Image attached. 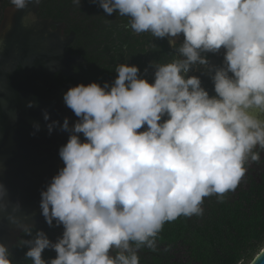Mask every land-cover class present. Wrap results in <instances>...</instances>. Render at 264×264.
Here are the masks:
<instances>
[{
  "label": "clouds",
  "instance_id": "obj_1",
  "mask_svg": "<svg viewBox=\"0 0 264 264\" xmlns=\"http://www.w3.org/2000/svg\"><path fill=\"white\" fill-rule=\"evenodd\" d=\"M10 2L15 10L40 4ZM93 2L109 16L128 17L136 34L169 38L173 46L183 34L176 49L181 58L153 63L154 83L140 78L138 66L122 63L112 85L79 84L64 94L79 120L71 129L67 118L63 123L73 133L59 150L64 167L40 203L47 224L55 221L64 232L56 243L43 231L23 241L33 264H140L139 250H155L166 222L203 216L205 197L223 202L264 151V0ZM222 49L224 66L214 71L216 95L210 96L187 73L193 65L208 66L203 53ZM58 123L48 125L50 133ZM6 196L0 184V211ZM46 249L56 258L43 259ZM10 256L0 243V264H12ZM261 257L264 248L251 264Z\"/></svg>",
  "mask_w": 264,
  "mask_h": 264
},
{
  "label": "water",
  "instance_id": "obj_2",
  "mask_svg": "<svg viewBox=\"0 0 264 264\" xmlns=\"http://www.w3.org/2000/svg\"><path fill=\"white\" fill-rule=\"evenodd\" d=\"M36 12L31 4L25 10L12 7L0 27V184L7 191V207L0 211V243L8 248L25 228L43 221L41 193L64 167L59 150L73 134L62 130L63 123L67 118L71 129L79 120L63 99L72 87L59 86L55 77L69 75L81 58L67 54L71 40L59 37ZM164 39L173 49L169 38ZM179 39L174 38L175 45ZM54 122L59 123L50 133L48 125ZM256 264H264V257Z\"/></svg>",
  "mask_w": 264,
  "mask_h": 264
},
{
  "label": "flooded vegetation",
  "instance_id": "obj_3",
  "mask_svg": "<svg viewBox=\"0 0 264 264\" xmlns=\"http://www.w3.org/2000/svg\"><path fill=\"white\" fill-rule=\"evenodd\" d=\"M12 7L14 6L10 0H0V27L5 19L6 10ZM36 10L39 20L49 22L52 31L62 39L71 40L66 48L67 54L81 58L80 66L69 75L63 73L56 75V82L62 87H75L79 84L87 86L94 82L102 87L105 83L112 85L117 77L115 69L122 63L138 66L140 78L154 83L153 63L166 64L181 58L176 49L183 43V34L180 35L174 48L170 49L165 39H157L149 32L133 34L128 17L119 16L118 12L109 16L99 7L98 2L93 0H81L80 5L74 4L73 0H40ZM224 54L223 49L216 54L203 53L202 55L209 61L208 66L193 65L187 73L188 77L200 78L202 87L210 96L216 95L212 76L217 67L224 66ZM253 115L260 114L258 111H253ZM146 128L147 125L139 131H144ZM256 151L261 150L257 148ZM242 192L249 196L258 194L264 196V151H261L260 162L251 164L235 191H229L223 199L234 202L239 199ZM211 198H217V196L204 198L202 204L204 214L209 209L207 204L210 203ZM38 231H43L50 241L56 243L59 238H62L64 228L63 225L57 226L55 221L52 226H49L44 218L38 227L31 229V235L28 231H24L16 243L8 248L12 264H33L31 259L26 258V252L29 249L23 241L32 240ZM175 245L165 246L161 231L156 237L155 250L147 247L139 250L140 264L184 262L187 255L184 247L180 243L177 247ZM42 255L46 261L57 256L53 249H46ZM180 255L183 256L182 260L179 258Z\"/></svg>",
  "mask_w": 264,
  "mask_h": 264
},
{
  "label": "trees",
  "instance_id": "obj_4",
  "mask_svg": "<svg viewBox=\"0 0 264 264\" xmlns=\"http://www.w3.org/2000/svg\"><path fill=\"white\" fill-rule=\"evenodd\" d=\"M207 206L203 216L166 222L165 246L184 247L187 255L179 264H238L241 259L251 264L264 248V196L242 192L234 202L217 197Z\"/></svg>",
  "mask_w": 264,
  "mask_h": 264
}]
</instances>
